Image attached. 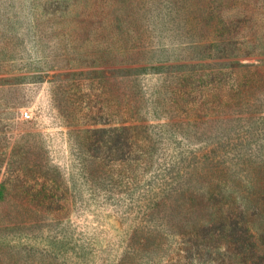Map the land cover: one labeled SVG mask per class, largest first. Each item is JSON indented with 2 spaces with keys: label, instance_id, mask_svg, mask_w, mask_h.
<instances>
[{
  "label": "rangeland",
  "instance_id": "1",
  "mask_svg": "<svg viewBox=\"0 0 264 264\" xmlns=\"http://www.w3.org/2000/svg\"><path fill=\"white\" fill-rule=\"evenodd\" d=\"M259 60L264 0H0V143L41 147L63 172L65 184L48 192L70 199L62 224L48 227L68 231V241L56 242L62 259L115 264L130 253L133 231L158 225L145 211L179 169L208 156H264V87L248 94L249 121L223 124L220 106L258 78L245 66ZM126 66L139 67L135 81L112 72ZM132 96L135 116L148 124L147 168L139 166L142 141L130 150L124 138L111 139ZM208 128L212 135H203ZM118 158L124 164H113ZM18 170L2 165V180ZM12 194L0 188V196ZM165 241L171 251L176 242Z\"/></svg>",
  "mask_w": 264,
  "mask_h": 264
},
{
  "label": "trees",
  "instance_id": "2",
  "mask_svg": "<svg viewBox=\"0 0 264 264\" xmlns=\"http://www.w3.org/2000/svg\"><path fill=\"white\" fill-rule=\"evenodd\" d=\"M235 63L240 64L239 60ZM130 66L113 68L112 72L122 71L124 79L135 81L139 67ZM179 66L189 67H173ZM263 66L264 60L246 65L245 68L256 70L254 76L258 78L252 85H238L223 96V124L253 118L248 94L253 88L264 87ZM187 77L185 73L177 78L183 82ZM132 98L127 100L128 118L111 131L115 135L111 139L124 138L126 146L142 141L139 166L147 168L153 153L145 134L148 124L135 116L138 100ZM184 100L181 96L179 105L185 104ZM208 129L202 134L211 136ZM197 133L196 130L194 134ZM127 147L131 150L132 145ZM111 149L114 155L115 150ZM1 154L4 158H0V188L13 194L0 196V264H69L61 258L64 252L61 248L58 252L56 245L69 240L68 231L48 228L62 224L70 203L67 197L48 193L65 184L63 172L49 164L43 148L28 143L17 142L8 149L0 143ZM248 157L251 159L246 160ZM124 162V158L113 160V164ZM10 163L19 167L18 173L2 180V165ZM177 174L178 180L145 211L146 217L158 225L143 224L133 231L128 241L130 253L115 264H264V156H208L179 169ZM39 237L49 241L45 248L31 245L30 240ZM165 238L176 242L171 251L167 250Z\"/></svg>",
  "mask_w": 264,
  "mask_h": 264
},
{
  "label": "built area",
  "instance_id": "3",
  "mask_svg": "<svg viewBox=\"0 0 264 264\" xmlns=\"http://www.w3.org/2000/svg\"><path fill=\"white\" fill-rule=\"evenodd\" d=\"M24 116H25L26 118H28V117H29V112H25Z\"/></svg>",
  "mask_w": 264,
  "mask_h": 264
}]
</instances>
